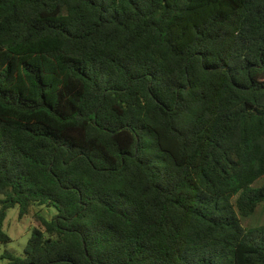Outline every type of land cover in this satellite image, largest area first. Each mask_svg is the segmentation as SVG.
<instances>
[{"label":"trees","instance_id":"1","mask_svg":"<svg viewBox=\"0 0 264 264\" xmlns=\"http://www.w3.org/2000/svg\"><path fill=\"white\" fill-rule=\"evenodd\" d=\"M5 264H264V0H0Z\"/></svg>","mask_w":264,"mask_h":264},{"label":"rangeland","instance_id":"2","mask_svg":"<svg viewBox=\"0 0 264 264\" xmlns=\"http://www.w3.org/2000/svg\"><path fill=\"white\" fill-rule=\"evenodd\" d=\"M4 198L0 194V199ZM56 214L53 207L31 205L28 213L19 218V208L14 206L7 209L5 219L2 223V230L8 235L10 241L0 244V264H5L1 256L8 252L17 257L24 256V248L34 228L40 227L39 218L50 220ZM248 228H264V205L255 215L242 221Z\"/></svg>","mask_w":264,"mask_h":264}]
</instances>
